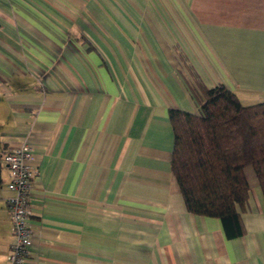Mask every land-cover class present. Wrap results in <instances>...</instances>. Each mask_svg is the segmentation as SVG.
<instances>
[{
    "label": "crops",
    "instance_id": "1",
    "mask_svg": "<svg viewBox=\"0 0 264 264\" xmlns=\"http://www.w3.org/2000/svg\"><path fill=\"white\" fill-rule=\"evenodd\" d=\"M189 69L264 101V0H0V264L14 242L1 151L23 142L25 264H264L250 166L233 238L186 210L171 172L168 111H197Z\"/></svg>",
    "mask_w": 264,
    "mask_h": 264
},
{
    "label": "trees",
    "instance_id": "2",
    "mask_svg": "<svg viewBox=\"0 0 264 264\" xmlns=\"http://www.w3.org/2000/svg\"><path fill=\"white\" fill-rule=\"evenodd\" d=\"M189 73L197 111H168L170 169L186 210L219 219L227 237H237L244 232L240 214L250 196L246 167L252 168L264 198V101L242 104L225 85L207 87Z\"/></svg>",
    "mask_w": 264,
    "mask_h": 264
},
{
    "label": "built area",
    "instance_id": "3",
    "mask_svg": "<svg viewBox=\"0 0 264 264\" xmlns=\"http://www.w3.org/2000/svg\"><path fill=\"white\" fill-rule=\"evenodd\" d=\"M32 158L28 142L9 145L1 151L2 162L8 169L6 187L11 195L6 200L14 236L6 264H25L32 243L30 193L35 177Z\"/></svg>",
    "mask_w": 264,
    "mask_h": 264
},
{
    "label": "rangeland",
    "instance_id": "4",
    "mask_svg": "<svg viewBox=\"0 0 264 264\" xmlns=\"http://www.w3.org/2000/svg\"><path fill=\"white\" fill-rule=\"evenodd\" d=\"M241 102L243 103V104H254V103H256V102H258V100H249V101H245L244 99H241Z\"/></svg>",
    "mask_w": 264,
    "mask_h": 264
}]
</instances>
